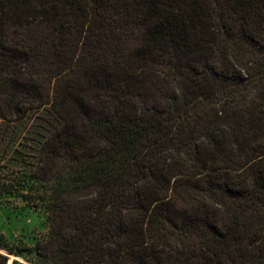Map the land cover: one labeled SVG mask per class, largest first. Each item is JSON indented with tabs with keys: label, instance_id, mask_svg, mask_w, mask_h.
<instances>
[{
	"label": "trees",
	"instance_id": "1",
	"mask_svg": "<svg viewBox=\"0 0 264 264\" xmlns=\"http://www.w3.org/2000/svg\"><path fill=\"white\" fill-rule=\"evenodd\" d=\"M5 161L30 264H264V0H0Z\"/></svg>",
	"mask_w": 264,
	"mask_h": 264
},
{
	"label": "rangeland",
	"instance_id": "2",
	"mask_svg": "<svg viewBox=\"0 0 264 264\" xmlns=\"http://www.w3.org/2000/svg\"><path fill=\"white\" fill-rule=\"evenodd\" d=\"M150 102V101H148ZM31 116H29L30 118ZM29 118L26 119V121H24V123L22 125H25L27 122H28V126L29 124L34 120L33 118L29 120ZM6 136H8V134H5ZM23 136L22 137H31V135L29 133H26V132H23L22 134ZM31 141L29 140H20L18 141L15 145L16 147L23 153V158H25L27 161L29 162H32L34 159L33 156H35V151H34V146H32L30 143ZM21 146V147H20ZM23 146V147H22ZM12 153L9 154V156L7 157V159H9L11 157ZM8 163L5 161V163L1 164V168H0V179H3V178H6L7 177V174H6V169L2 168V167H5L7 166ZM8 166L11 167V165L9 164ZM12 168V167H11ZM15 169H17L15 167ZM4 171V173H3ZM11 202H9V207H12L14 209H16V207H21V205L23 204L22 203V200L20 198H10ZM43 220L44 222H46V217L45 215H43ZM7 228H10L11 226H6ZM15 232V231H14ZM2 233H5L7 234V230L4 229L2 230ZM15 234H18L17 232H15ZM0 255L4 256L6 258V264H13L15 261L19 262V263H22V264H30L26 261H24L23 259L21 258H18L16 257L15 255L13 254H10L8 251L4 250V249H0Z\"/></svg>",
	"mask_w": 264,
	"mask_h": 264
}]
</instances>
